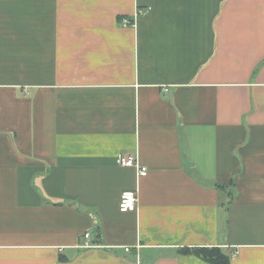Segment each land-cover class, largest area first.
<instances>
[{"label": "crops", "instance_id": "1", "mask_svg": "<svg viewBox=\"0 0 264 264\" xmlns=\"http://www.w3.org/2000/svg\"><path fill=\"white\" fill-rule=\"evenodd\" d=\"M199 246L264 264V0H0V264Z\"/></svg>", "mask_w": 264, "mask_h": 264}, {"label": "built area", "instance_id": "2", "mask_svg": "<svg viewBox=\"0 0 264 264\" xmlns=\"http://www.w3.org/2000/svg\"><path fill=\"white\" fill-rule=\"evenodd\" d=\"M135 15H138L136 13ZM121 23L123 25H132L131 19L128 17H124L121 19ZM117 163L122 166H135L137 168L138 175H146L148 173V169L146 166H142L137 158L133 155H123L119 154L117 156ZM119 209L121 212H136L138 210V191L137 190H125L120 195L119 201ZM91 234L87 232L85 234L86 238H89ZM84 246L91 247L95 246L94 243L85 242ZM130 248L127 247L128 251Z\"/></svg>", "mask_w": 264, "mask_h": 264}, {"label": "trees", "instance_id": "3", "mask_svg": "<svg viewBox=\"0 0 264 264\" xmlns=\"http://www.w3.org/2000/svg\"><path fill=\"white\" fill-rule=\"evenodd\" d=\"M217 187L221 191H225L226 187L217 183ZM230 199L232 198V194H230ZM178 253L181 254H189L193 253L206 261H209L212 264H231V257L228 253H226L221 247L213 246V247H183L178 250Z\"/></svg>", "mask_w": 264, "mask_h": 264}]
</instances>
